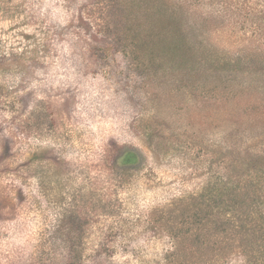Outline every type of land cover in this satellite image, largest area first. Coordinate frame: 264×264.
I'll return each mask as SVG.
<instances>
[{"label": "rangeland", "instance_id": "rangeland-1", "mask_svg": "<svg viewBox=\"0 0 264 264\" xmlns=\"http://www.w3.org/2000/svg\"><path fill=\"white\" fill-rule=\"evenodd\" d=\"M170 1L193 42L221 59L264 44V0ZM90 2L0 0V264H46L43 239L75 216L88 222L75 231L84 264H166L182 202L231 181L252 190L256 255L241 246L220 258L227 236L193 264H263L264 121L250 117L262 112L251 103L264 101V62L134 73L90 19L103 18ZM197 75L229 80L237 100L200 97ZM7 138L12 158L1 162Z\"/></svg>", "mask_w": 264, "mask_h": 264}, {"label": "trees", "instance_id": "trees-1", "mask_svg": "<svg viewBox=\"0 0 264 264\" xmlns=\"http://www.w3.org/2000/svg\"><path fill=\"white\" fill-rule=\"evenodd\" d=\"M87 6L93 12L96 8L99 10V7L103 9L99 11L103 18L98 17V23L93 17L90 19L99 27V33L109 42L114 52L127 60V68L134 73H161L174 67L179 73H200L202 69H205V73H219L222 72L220 69H227L231 64L237 66L245 61L243 64L251 63L255 66L256 61L264 62V44L258 50L247 51L243 57L238 54L225 60L217 57L214 50L200 48L190 37L193 29L183 27L185 13L170 0H91ZM192 34L195 36V33ZM190 82L200 97L209 96L216 103L220 96L229 99L235 95L229 80L220 86L212 84L209 79L201 80L197 75ZM240 90L243 93V88ZM254 100L251 103L254 111L260 107L262 112H257V116L252 113L250 120L264 121V101L256 95ZM246 105L251 107L248 103ZM43 117L39 128L47 126L48 116ZM2 141L1 162H4L12 158V144L10 138ZM127 157L128 152L125 156H118L116 163L122 168L126 167L132 162ZM227 183L232 184L217 188L207 183L196 196L189 197L186 202L179 200L183 201L176 217L180 220V231L171 236L172 249L166 254V264H193L204 253H208L210 245L212 252L215 251L214 245L221 246L224 242L225 246L227 236L231 243L223 247L220 258H225L229 249L231 252L232 248L241 246L256 255L254 248L257 247L259 230L251 225L256 205L252 190L240 186V181ZM87 224L85 218L71 217L67 232L58 230L43 239L40 247L48 246V251L42 248L37 255L38 262L84 264V251L79 247L82 236L75 231ZM243 235L246 238L241 243L239 239ZM261 241L264 243V237ZM100 255L96 253L92 257L98 259ZM253 262L258 264V258Z\"/></svg>", "mask_w": 264, "mask_h": 264}]
</instances>
